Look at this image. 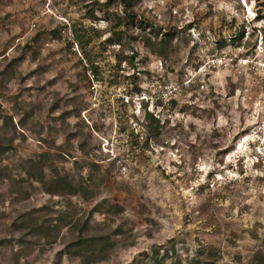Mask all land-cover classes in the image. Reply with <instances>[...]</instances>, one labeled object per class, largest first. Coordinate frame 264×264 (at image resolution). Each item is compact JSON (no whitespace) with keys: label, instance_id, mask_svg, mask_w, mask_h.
<instances>
[{"label":"rangeland","instance_id":"rangeland-1","mask_svg":"<svg viewBox=\"0 0 264 264\" xmlns=\"http://www.w3.org/2000/svg\"><path fill=\"white\" fill-rule=\"evenodd\" d=\"M134 10L145 30L111 43L119 0H0V264H86L71 243L84 223L113 242L90 264L163 246L175 264L203 247L264 264V0ZM149 26L178 33L173 47ZM40 168L86 196L44 192Z\"/></svg>","mask_w":264,"mask_h":264},{"label":"trees","instance_id":"trees-1","mask_svg":"<svg viewBox=\"0 0 264 264\" xmlns=\"http://www.w3.org/2000/svg\"><path fill=\"white\" fill-rule=\"evenodd\" d=\"M123 4V15L116 13V18L114 19V23L112 25V18L110 16H107L105 19L108 24L111 25V29L113 32V36H109L105 38L104 40L106 42L115 43L116 41H121L122 35H123V29H120L121 25H125L128 27L132 23H135L136 21V13L134 10V7L140 0H119ZM94 17V14H92ZM136 24L142 29L145 30L146 24H142L141 21H139ZM149 30V34H151L154 37L155 44L158 46V52L163 54V52H166L168 49H171L172 42L175 38L178 37V33L171 32V33H165L162 32L161 29L155 28L153 26ZM115 36V37H114ZM125 37H127L125 35ZM77 39L79 42L84 41L85 37L79 34L77 36ZM88 38H86L87 40ZM148 41H151V38H148ZM149 42V43H150ZM150 45V44H149ZM151 47V46H149ZM156 51V50H155ZM85 56L87 59L90 60L89 56L85 53ZM97 67L94 66L93 70L96 71ZM146 120H147V130L149 132V135L151 137H157L159 135L160 131V123L159 119L153 116L152 114L146 113ZM45 160V159H43ZM37 166V165H36ZM36 180L39 181L42 184V189L44 192H47L52 195H76L81 194L82 196H86L85 192L87 190L86 187H84V183L82 181L74 182L73 180H69L67 177L63 178H53L50 180H47L44 177L43 171L39 170L38 174L36 175ZM110 208H113L112 211H120L121 208L116 204L114 206H111ZM61 220V218L59 219ZM34 227L33 229H36V231H39V227ZM88 224L84 223L82 228H80L78 236H76L71 243H73L74 250H78L80 254L85 259L86 264L94 263L103 261L107 258L108 254L106 252L107 249H111L113 245V242L110 241L109 237L103 236V235H92L88 236L85 233L87 232ZM38 233V232H37ZM164 247V246H163ZM163 247H160L162 249V254L160 249L154 248L152 250L151 254L143 252L140 254L141 257H143L141 260L142 262H136V264H175V262L171 261L169 262V258L171 259L174 254H176L175 250H172L171 252L170 248L163 249ZM206 247L200 248V253H197L195 257L190 258L187 260L186 264H217L216 261H208V260H202L200 258V254L204 252ZM209 255L213 256L214 252L212 250H209ZM177 264H183L182 260H177Z\"/></svg>","mask_w":264,"mask_h":264}]
</instances>
